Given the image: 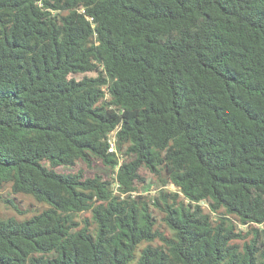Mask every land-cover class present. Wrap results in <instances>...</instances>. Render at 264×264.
<instances>
[{"label":"trees","instance_id":"16d2710c","mask_svg":"<svg viewBox=\"0 0 264 264\" xmlns=\"http://www.w3.org/2000/svg\"><path fill=\"white\" fill-rule=\"evenodd\" d=\"M6 191L0 264H264V0H0Z\"/></svg>","mask_w":264,"mask_h":264},{"label":"rangeland","instance_id":"374dc122","mask_svg":"<svg viewBox=\"0 0 264 264\" xmlns=\"http://www.w3.org/2000/svg\"><path fill=\"white\" fill-rule=\"evenodd\" d=\"M79 170H84V175L86 177H92L94 175H101L105 179H111L112 177H115L113 172L110 169L104 167L100 162H95L91 169L86 168L84 164H78L77 166H75L73 168L61 167V168L57 169V171L59 173H74V172H78ZM142 173L147 177L146 187L143 190L144 193L145 194H154L157 190V184L155 183L153 178L148 174L147 171L143 170ZM170 189L176 190V188L174 186H170ZM2 197H4V198L8 197L9 199H12L13 194H11V192L9 193V191H6L5 193L3 192V194L1 195V198H0V211L6 217H11V218L15 217V218H18L21 220V219H25L27 217H31L34 214H36V213L42 211L44 208H46V204L44 205V204L38 203L31 196L18 195L17 200H14L17 208L19 210H21L22 212L27 211L25 214H21L20 211L17 210L16 208H14L12 205L6 204ZM204 207H206V205H204ZM81 216H83V215H81ZM139 253H140V249H138V251H137V254H139Z\"/></svg>","mask_w":264,"mask_h":264},{"label":"built area","instance_id":"2783aa9c","mask_svg":"<svg viewBox=\"0 0 264 264\" xmlns=\"http://www.w3.org/2000/svg\"><path fill=\"white\" fill-rule=\"evenodd\" d=\"M119 131V128L112 131L108 138V144H109V152L114 153L118 155L117 151V133Z\"/></svg>","mask_w":264,"mask_h":264}]
</instances>
